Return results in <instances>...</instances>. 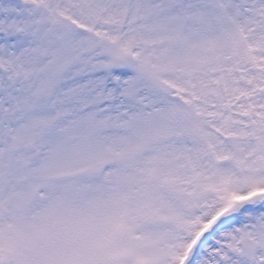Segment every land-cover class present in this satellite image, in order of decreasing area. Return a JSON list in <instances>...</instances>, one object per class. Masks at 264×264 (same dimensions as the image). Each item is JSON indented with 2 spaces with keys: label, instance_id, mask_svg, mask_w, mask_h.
I'll list each match as a JSON object with an SVG mask.
<instances>
[{
  "label": "snow or ice",
  "instance_id": "1",
  "mask_svg": "<svg viewBox=\"0 0 264 264\" xmlns=\"http://www.w3.org/2000/svg\"><path fill=\"white\" fill-rule=\"evenodd\" d=\"M0 264H264V0H0Z\"/></svg>",
  "mask_w": 264,
  "mask_h": 264
}]
</instances>
